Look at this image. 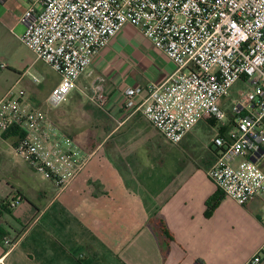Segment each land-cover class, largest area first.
Returning <instances> with one entry per match:
<instances>
[{
    "label": "crops",
    "instance_id": "crops-1",
    "mask_svg": "<svg viewBox=\"0 0 264 264\" xmlns=\"http://www.w3.org/2000/svg\"><path fill=\"white\" fill-rule=\"evenodd\" d=\"M0 5V22L24 34L20 18L28 2ZM42 64L35 56L29 67L35 72L28 75L52 91L60 77L46 75ZM176 69L132 25L99 51L68 96L74 101L69 110L82 111L92 130L78 139L79 129L56 119L88 158L63 192L15 155L18 132L0 135V229L15 241L0 244V264H248L262 250L264 197L241 206L225 196L206 216L207 201L219 192L207 174L218 156L209 140L218 124L202 121L174 146L142 114L147 89L164 84ZM6 81L0 74V102L16 88L7 91ZM98 85L107 99L103 109L89 99ZM137 87L143 91L128 107L126 90ZM228 105L227 99L225 135L235 126ZM14 201L10 213L4 211Z\"/></svg>",
    "mask_w": 264,
    "mask_h": 264
},
{
    "label": "built area",
    "instance_id": "built-area-1",
    "mask_svg": "<svg viewBox=\"0 0 264 264\" xmlns=\"http://www.w3.org/2000/svg\"><path fill=\"white\" fill-rule=\"evenodd\" d=\"M8 1L19 0L0 3ZM26 1L20 39L60 77L47 106L55 109L66 102L99 51L132 25L177 66L164 84L147 89L141 108L145 119L174 146L200 122L214 120L219 127L213 128L210 145L218 156L208 177L241 206L264 197V0ZM239 82L249 88L231 98ZM142 91L127 89L126 105L133 107ZM94 92L90 101L103 109V88L98 85ZM227 98L235 126L225 135L220 130L229 120L223 109ZM11 130L21 134L15 155L60 192L87 164L88 158L48 111L32 106L26 92L15 87L0 102V135ZM4 244L14 245L8 238ZM263 259L264 247L248 264H262Z\"/></svg>",
    "mask_w": 264,
    "mask_h": 264
},
{
    "label": "rangeland",
    "instance_id": "rangeland-1",
    "mask_svg": "<svg viewBox=\"0 0 264 264\" xmlns=\"http://www.w3.org/2000/svg\"><path fill=\"white\" fill-rule=\"evenodd\" d=\"M2 6L0 5V10ZM1 12V11H0ZM21 30L18 29L16 31H11L9 28L5 27L2 22H0V62L7 65V69H0V74L4 77L6 76V84H7V91L11 89V87L16 85V90L20 91L23 90L26 92L28 102H31L32 105L36 107H44L45 110L48 111V115L51 121L56 125H59V122H56V119H61L64 121L67 126H72L73 128L79 129L80 133L76 134L77 138H83L82 135L86 134L89 130H92L90 126H85L87 119L83 117V112L80 113L78 111H70L69 109L73 107V100L68 98L66 102L60 105L58 108L51 109L47 106V99L51 93L50 89L53 87H46L45 83L43 84L44 87L36 86L32 83L31 75H28V71L35 72L32 69H29L32 60L34 59L35 55L31 52L27 46L21 41ZM43 65V71L46 75L57 76L53 70H51L47 65ZM10 76V82H9ZM248 86L244 82L237 83L232 91H231V98H235L238 96L239 92L246 93L248 90ZM53 90V89H52ZM78 96V95H77ZM229 96V98H230ZM227 98V99H229ZM229 106V105H228ZM91 107L90 104H86L84 106L85 110H89ZM230 109V107H229ZM63 110L65 116H54L53 111ZM93 114L96 117L100 118L101 112L97 109H93ZM60 113V112H59ZM83 113V114H82ZM56 125V126H57ZM59 129L61 127L57 126ZM67 130V129H66ZM203 132V129H201ZM67 134V133H66ZM211 135V134H210ZM209 140H211L209 138ZM216 150V147H214ZM33 169V168H32ZM34 170V169H33ZM35 171V170H34ZM260 210L262 211V217L264 219V207H261ZM14 243L15 241L12 240Z\"/></svg>",
    "mask_w": 264,
    "mask_h": 264
},
{
    "label": "trees",
    "instance_id": "trees-1",
    "mask_svg": "<svg viewBox=\"0 0 264 264\" xmlns=\"http://www.w3.org/2000/svg\"><path fill=\"white\" fill-rule=\"evenodd\" d=\"M10 132H17L16 130H12ZM19 135L21 136L20 132H18ZM225 197V194H223V192H221L219 190V192L217 194H215L214 196H212L206 203L207 205V211H206V216H210L217 208L218 206L220 205L221 201L224 199ZM8 208L10 209L9 206H4L3 209L4 211H6L7 213H10L8 212ZM2 212H0V216H2ZM5 234L4 232L0 229V244H4V241H5ZM15 243V242H14ZM199 264H202V263H199Z\"/></svg>",
    "mask_w": 264,
    "mask_h": 264
}]
</instances>
